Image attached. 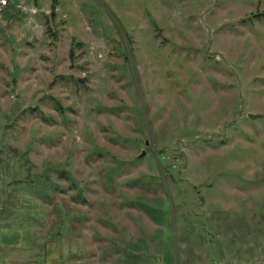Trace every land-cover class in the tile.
<instances>
[{
  "label": "rangeland",
  "instance_id": "374dc122",
  "mask_svg": "<svg viewBox=\"0 0 264 264\" xmlns=\"http://www.w3.org/2000/svg\"><path fill=\"white\" fill-rule=\"evenodd\" d=\"M0 264H264V0H9Z\"/></svg>",
  "mask_w": 264,
  "mask_h": 264
},
{
  "label": "built area",
  "instance_id": "2783aa9c",
  "mask_svg": "<svg viewBox=\"0 0 264 264\" xmlns=\"http://www.w3.org/2000/svg\"><path fill=\"white\" fill-rule=\"evenodd\" d=\"M9 6V0H0V11L7 9Z\"/></svg>",
  "mask_w": 264,
  "mask_h": 264
},
{
  "label": "water",
  "instance_id": "95a60500",
  "mask_svg": "<svg viewBox=\"0 0 264 264\" xmlns=\"http://www.w3.org/2000/svg\"><path fill=\"white\" fill-rule=\"evenodd\" d=\"M247 118L249 119V120H251V121H255V120H260V116H252V115H249V116H247Z\"/></svg>",
  "mask_w": 264,
  "mask_h": 264
}]
</instances>
